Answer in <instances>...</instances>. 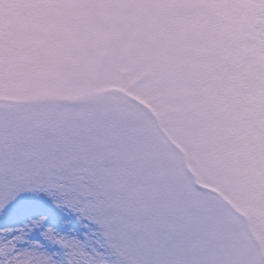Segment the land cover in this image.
<instances>
[{"label": "snow or ice", "instance_id": "obj_1", "mask_svg": "<svg viewBox=\"0 0 264 264\" xmlns=\"http://www.w3.org/2000/svg\"><path fill=\"white\" fill-rule=\"evenodd\" d=\"M127 106L0 86V264H264Z\"/></svg>", "mask_w": 264, "mask_h": 264}, {"label": "rangeland", "instance_id": "obj_2", "mask_svg": "<svg viewBox=\"0 0 264 264\" xmlns=\"http://www.w3.org/2000/svg\"><path fill=\"white\" fill-rule=\"evenodd\" d=\"M212 1L223 16L214 24L205 23V28L202 22L212 19L211 11L201 4V0H0V86L5 89L31 88L39 84L44 85L45 91L51 95L76 99L113 88L119 81L121 89L151 104L153 118L145 109L115 93L93 99L113 106H127L143 115L159 138L181 158L176 147L166 141L155 125L156 119L173 140L187 147L188 163L196 167L199 175L211 181V187L224 194L235 191L237 184L252 187L261 171L264 177V146L253 143L245 131L239 130L240 121L234 112V104L228 100L230 92L226 96L214 91L203 92V78L190 79L191 70L182 67L179 74L182 77L178 76L177 80L182 86L180 94L185 98L178 97L176 109L165 98L173 90L178 91V87L169 89L168 78L162 70L157 72L158 76L162 74L163 82L157 95L155 89L146 83H135L137 74L142 70L148 72L158 62V67L177 65L176 59L167 57L172 47L170 44L189 23L194 24L199 44L195 53L200 67L207 62L211 54L207 52L210 50L208 39L217 34L215 29L218 27V34L224 36L227 27L239 17L237 9L242 7V0H231L235 3L230 12L222 7V3L229 0ZM255 9H258L255 15L264 13V3H257L253 6ZM228 30L231 35L239 34L233 29ZM129 52L145 53V56L139 62H135L133 56L125 58L126 63L120 66L124 73L120 75L116 73L119 59ZM255 56L264 59V49ZM256 63L257 59L253 58L249 66ZM129 64L130 69L125 70ZM235 72H239L237 68ZM186 101L192 106L190 109L196 105L193 113L195 124L199 126L193 129L194 137L180 123L178 114L174 117V113L180 111L184 116H190L183 109ZM249 124L253 125L251 121ZM222 125L229 128L228 133ZM211 131L219 132L221 136L209 143L208 147L215 144L212 148L201 152L204 148L199 146L210 140ZM216 197L219 199L218 195ZM231 197L238 209L249 213L251 229L257 233L258 240H264V194L261 195L262 203L236 193ZM232 214L240 222L247 239L254 242L242 217L234 211Z\"/></svg>", "mask_w": 264, "mask_h": 264}, {"label": "trees", "instance_id": "obj_3", "mask_svg": "<svg viewBox=\"0 0 264 264\" xmlns=\"http://www.w3.org/2000/svg\"><path fill=\"white\" fill-rule=\"evenodd\" d=\"M259 2L264 3V0H242V7L239 6V9H237L240 12L239 17L236 21L231 22V27H227L225 34L223 33L224 36L218 34L219 27L215 29L217 34H214L212 39H208L210 50H207V52L211 54L207 62L203 63V66L200 67V60L197 53H195L199 48V44L197 43L196 34L194 33V24L189 23L183 31L179 32L178 37L170 44L172 47L167 57L171 60L176 59L178 62L177 65L171 67L163 65L158 67V62L153 65L148 72L142 70L137 76V79L140 82L146 83L147 86L154 87L158 91V94L161 91L163 82L162 74L158 76L157 72L162 70L168 78L169 89H174V86L178 87V91L173 90L165 98V101L169 102L171 107L177 109L178 97L182 96L180 94L182 86L179 84L177 77H182V75H179L182 67L189 68L191 70L189 72L190 79L203 78V83H205V86H201L203 92L214 91L216 94H221L223 96H226V93L230 92L228 100H231L230 102L234 104V112L240 121L238 124L239 130H242V132L245 131L246 136L253 143L264 146V59H259L255 56L261 49H264V13H261L257 19L255 13L258 9L253 10V6L257 5ZM234 3L235 2L229 0V2L222 3V7L231 12ZM201 4L206 5V8H209L211 11L212 19L209 20L207 18L202 22L205 28H207L205 23L214 24L223 16V13L217 8L214 1L210 0L208 3L207 0H201ZM234 7L237 8L236 5ZM221 25H223V23ZM229 28L239 34L231 35L228 30ZM259 32L262 34L258 35ZM207 36L209 38V35ZM233 42H235V44H232ZM129 53L130 54L127 56L125 55V57L131 55L136 58L135 62H139L145 56V53ZM253 58L257 59V63L255 66H249V61ZM155 60L159 59L155 58ZM122 63H124V60H122ZM229 67L231 69H229ZM145 68L146 67H143V69ZM236 68L239 72H235ZM232 81L233 83H231ZM182 97L183 99L185 98L184 96ZM200 106L199 103V107ZM189 107L192 106H189L186 101L185 108L183 109L190 113V116L186 117L183 115V112L181 113L180 111L179 113H174V117L178 114L180 123L184 125L187 131H190V136L194 137L193 129L199 126L195 124L196 117H194L193 113L194 108L196 109V105L192 109ZM259 108H261V111ZM250 121L253 125L249 124ZM222 129L228 133V127L222 125ZM220 136L219 132L215 133L211 131L210 140L205 142L203 146H199L200 149L201 147L204 148L201 152L209 149V147L212 148L215 144L211 143L208 147L209 143ZM181 147L186 151L187 147L183 145H181ZM248 147L249 146H247V148ZM192 168L196 174H198L196 167L192 166ZM239 182L240 180L235 181L233 184ZM236 187L235 191H227L224 194L226 198L234 201L231 195L236 193L242 197L250 196V198H254L259 203H262L261 195L264 194V177L260 179V181H257L252 187L248 185L243 186L242 183L239 185L237 184Z\"/></svg>", "mask_w": 264, "mask_h": 264}]
</instances>
